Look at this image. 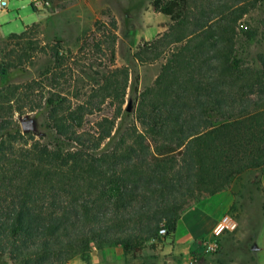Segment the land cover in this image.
Wrapping results in <instances>:
<instances>
[{
	"label": "trees",
	"instance_id": "1",
	"mask_svg": "<svg viewBox=\"0 0 264 264\" xmlns=\"http://www.w3.org/2000/svg\"><path fill=\"white\" fill-rule=\"evenodd\" d=\"M262 4L152 0L171 24L133 58L166 59L112 145L129 81L126 67H114V20L95 23L92 36L104 41L94 49L102 53L105 44L108 66L76 98L60 83L72 53L58 44L48 47L50 70L0 88V255L14 264H67L92 245L135 255L161 228L172 236L201 200L264 169V54L257 76L242 67L236 45L239 32L252 41L240 22ZM34 25L7 37L18 52L3 57L0 77L31 58L28 51L47 50L30 40ZM87 37L79 49L89 47ZM105 104L111 116L101 115ZM39 109L55 136L51 144L23 134L14 121ZM93 115L99 118L89 126Z\"/></svg>",
	"mask_w": 264,
	"mask_h": 264
},
{
	"label": "rangeland",
	"instance_id": "2",
	"mask_svg": "<svg viewBox=\"0 0 264 264\" xmlns=\"http://www.w3.org/2000/svg\"><path fill=\"white\" fill-rule=\"evenodd\" d=\"M151 1L51 0L45 8L35 9L31 0H8L7 10L0 12V28L4 37H0V62L9 53L14 56L18 52L13 49L15 43L7 42V37L21 34L26 27L34 24L30 40L47 50L44 53L40 50L28 51L27 55L31 58L14 69L4 70L0 77V88L10 84H23L50 70L53 60L48 53V47L58 44L63 52L72 53L65 66L66 76L60 83L65 88V94L76 98V95L95 84L99 78L96 73L102 72L108 66L105 44L102 43V53L94 49L96 43L104 41L97 32L92 36L96 29L95 23L107 24L114 20V67H126L129 81L122 115L116 121L112 139L108 143L112 145L133 121L139 93L154 83L166 59V53L155 62L139 63L133 58L143 45L159 38L171 24L169 17L152 10ZM240 25L243 30L252 34L253 39L247 41L239 32L237 58L241 60L243 68H250L257 76H261L258 57L264 54V4L247 14ZM86 36L89 47L79 49ZM164 51L167 52L168 49ZM112 112L113 108L105 104L101 115L111 116ZM24 116H28L35 123V132L31 133L34 140L44 144L54 142L55 136L46 126L45 109L14 115L20 131V121ZM98 118L99 115L89 116L88 125ZM221 194L205 198L190 208L216 204L226 196L232 200L229 209L220 215L228 214L233 217L237 222V230L223 236L220 249L215 254L204 255L199 248V242L210 234L186 244H178L175 236H167L146 243L135 255L125 254L120 247L97 249L92 245L88 253L75 257L67 264H190L192 257L198 259L197 264H252L254 246L264 241V169L242 174ZM0 264L14 263L7 256L0 255Z\"/></svg>",
	"mask_w": 264,
	"mask_h": 264
},
{
	"label": "crops",
	"instance_id": "3",
	"mask_svg": "<svg viewBox=\"0 0 264 264\" xmlns=\"http://www.w3.org/2000/svg\"><path fill=\"white\" fill-rule=\"evenodd\" d=\"M0 37L4 38L1 28ZM231 203L232 200L226 196L225 199L218 200L216 204L206 206L204 204V206H196L186 211L178 221L176 231L172 235L173 237L175 236L176 243L186 244L192 242L193 239L210 234L216 221L223 215L220 214L228 210ZM252 264H264V241L254 246Z\"/></svg>",
	"mask_w": 264,
	"mask_h": 264
},
{
	"label": "built area",
	"instance_id": "4",
	"mask_svg": "<svg viewBox=\"0 0 264 264\" xmlns=\"http://www.w3.org/2000/svg\"><path fill=\"white\" fill-rule=\"evenodd\" d=\"M35 9H41L48 6L49 0H31ZM8 0H0V12L7 10ZM237 230L236 220L228 214L222 215L215 223L209 237L199 242V248L202 254L211 255L219 251L221 241L224 235L234 233ZM159 237H167V230L161 228L158 232ZM198 259L192 257L190 264H197Z\"/></svg>",
	"mask_w": 264,
	"mask_h": 264
},
{
	"label": "water",
	"instance_id": "5",
	"mask_svg": "<svg viewBox=\"0 0 264 264\" xmlns=\"http://www.w3.org/2000/svg\"><path fill=\"white\" fill-rule=\"evenodd\" d=\"M21 131L23 134H28V133H34L36 126L33 120L28 118V116H24L21 121Z\"/></svg>",
	"mask_w": 264,
	"mask_h": 264
}]
</instances>
